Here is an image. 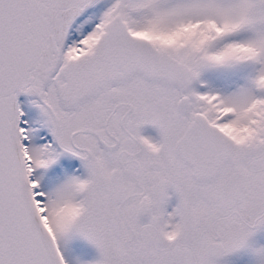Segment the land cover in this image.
<instances>
[{"label": "snow or ice", "instance_id": "snow-or-ice-1", "mask_svg": "<svg viewBox=\"0 0 264 264\" xmlns=\"http://www.w3.org/2000/svg\"><path fill=\"white\" fill-rule=\"evenodd\" d=\"M264 0H0V264H264Z\"/></svg>", "mask_w": 264, "mask_h": 264}, {"label": "rangeland", "instance_id": "rangeland-1", "mask_svg": "<svg viewBox=\"0 0 264 264\" xmlns=\"http://www.w3.org/2000/svg\"><path fill=\"white\" fill-rule=\"evenodd\" d=\"M258 244L264 245V232H261L255 238ZM66 255L71 262L79 260L81 262L92 261L98 257L97 250L84 241H76L69 247ZM225 258L222 264H255L254 258L250 253L241 252L233 255V258Z\"/></svg>", "mask_w": 264, "mask_h": 264}, {"label": "flooded vegetation", "instance_id": "flooded-vegetation-1", "mask_svg": "<svg viewBox=\"0 0 264 264\" xmlns=\"http://www.w3.org/2000/svg\"><path fill=\"white\" fill-rule=\"evenodd\" d=\"M229 258L232 259L233 258V255L232 256H229ZM230 259H228V260H230Z\"/></svg>", "mask_w": 264, "mask_h": 264}]
</instances>
